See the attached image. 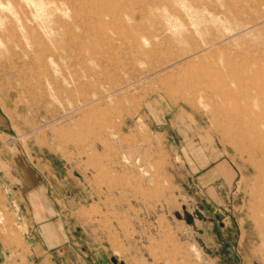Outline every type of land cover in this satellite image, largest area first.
<instances>
[{
  "label": "rangeland",
  "instance_id": "obj_1",
  "mask_svg": "<svg viewBox=\"0 0 264 264\" xmlns=\"http://www.w3.org/2000/svg\"><path fill=\"white\" fill-rule=\"evenodd\" d=\"M0 264H264V0H0Z\"/></svg>",
  "mask_w": 264,
  "mask_h": 264
},
{
  "label": "crops",
  "instance_id": "obj_2",
  "mask_svg": "<svg viewBox=\"0 0 264 264\" xmlns=\"http://www.w3.org/2000/svg\"><path fill=\"white\" fill-rule=\"evenodd\" d=\"M217 169V167H215ZM208 174H211L210 172Z\"/></svg>",
  "mask_w": 264,
  "mask_h": 264
}]
</instances>
